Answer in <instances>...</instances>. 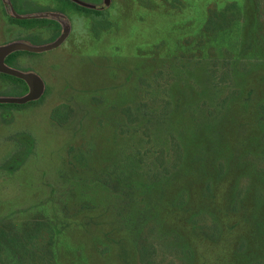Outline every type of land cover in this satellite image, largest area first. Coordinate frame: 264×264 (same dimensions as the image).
<instances>
[{
  "label": "rangeland",
  "instance_id": "obj_1",
  "mask_svg": "<svg viewBox=\"0 0 264 264\" xmlns=\"http://www.w3.org/2000/svg\"><path fill=\"white\" fill-rule=\"evenodd\" d=\"M23 1L61 37L0 0V264H264V0Z\"/></svg>",
  "mask_w": 264,
  "mask_h": 264
},
{
  "label": "trees",
  "instance_id": "obj_2",
  "mask_svg": "<svg viewBox=\"0 0 264 264\" xmlns=\"http://www.w3.org/2000/svg\"><path fill=\"white\" fill-rule=\"evenodd\" d=\"M7 1L9 2L10 8L13 11L12 13L13 15H11V20L27 28L33 27L35 25H42L50 29L56 30L55 34H53L51 40L48 42V45L55 44L60 39L61 24L53 18H48L43 16L42 13L44 10H39V9L35 10L34 9L35 7H32V2L25 1L26 2L25 3L23 0H7ZM58 1L63 6H69L78 12L85 14L92 13L94 15H100V16L106 15L107 10L105 9L103 10L99 6L103 3L109 2V0H58ZM62 8L63 7H61L60 9ZM40 46H46V45L41 44L36 47H40ZM20 52H21L20 50H15L13 52L8 53L3 60L4 66L18 72L20 69L15 65H13V61ZM0 75L25 82V80L22 77L14 74L13 72L0 70ZM27 87L28 86L26 84V88ZM24 96L25 95L23 96L21 95V97L19 96L5 97L3 101H0V105H5V106L19 105V103L13 101V99L22 98Z\"/></svg>",
  "mask_w": 264,
  "mask_h": 264
},
{
  "label": "water",
  "instance_id": "obj_3",
  "mask_svg": "<svg viewBox=\"0 0 264 264\" xmlns=\"http://www.w3.org/2000/svg\"><path fill=\"white\" fill-rule=\"evenodd\" d=\"M0 70H4V71H9V72H13V73H16V71L12 70V69H9L7 68L6 66H4V64L2 65V68ZM32 96V95H31ZM29 97V95H26L22 98H18V99H13V101H21V100H25Z\"/></svg>",
  "mask_w": 264,
  "mask_h": 264
}]
</instances>
